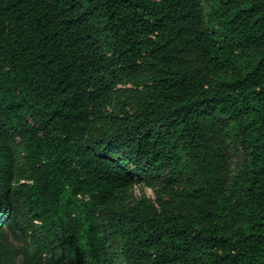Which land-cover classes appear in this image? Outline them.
<instances>
[{
	"label": "trees",
	"instance_id": "1",
	"mask_svg": "<svg viewBox=\"0 0 264 264\" xmlns=\"http://www.w3.org/2000/svg\"><path fill=\"white\" fill-rule=\"evenodd\" d=\"M0 264H264V0H0Z\"/></svg>",
	"mask_w": 264,
	"mask_h": 264
},
{
	"label": "rangeland",
	"instance_id": "2",
	"mask_svg": "<svg viewBox=\"0 0 264 264\" xmlns=\"http://www.w3.org/2000/svg\"><path fill=\"white\" fill-rule=\"evenodd\" d=\"M133 97L134 84L130 83L122 85L118 90V94L114 97L109 114L112 115V117H115L117 111L129 108L132 104ZM189 187L188 180L182 178L176 187L169 189L165 183L155 175L151 180L143 178L138 181L126 191L125 199L122 200L119 198L116 201V205L121 203L132 205L141 199L149 198L154 202H159L169 207L183 206L186 210L189 206V201L186 197Z\"/></svg>",
	"mask_w": 264,
	"mask_h": 264
}]
</instances>
